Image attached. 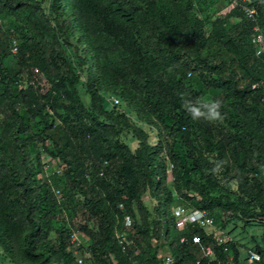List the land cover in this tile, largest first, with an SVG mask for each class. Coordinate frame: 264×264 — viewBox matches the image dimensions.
Listing matches in <instances>:
<instances>
[{
    "label": "trees",
    "instance_id": "16d2710c",
    "mask_svg": "<svg viewBox=\"0 0 264 264\" xmlns=\"http://www.w3.org/2000/svg\"><path fill=\"white\" fill-rule=\"evenodd\" d=\"M48 1L46 6L43 0H0L4 253L13 264H76L62 205L51 186L36 177L31 148L50 141V156L59 160L66 184L84 198L94 220L93 226L78 225V232L91 241L93 264H162L158 254L167 250L176 264H240L234 240L218 245L202 229L176 230L168 164L177 194L190 209H220L234 221L264 225V55L256 57L252 43L256 26L264 33V0H252L255 23L237 4L230 19L240 22L230 29L228 20L219 17L209 33L192 0ZM9 18L13 28L6 24ZM14 37L19 40L16 56L10 48ZM71 46L79 74L73 73L65 51ZM8 56L14 57L13 66L5 64ZM35 69L49 85L45 93L40 81L31 84ZM66 73L71 74L68 83ZM192 77L218 90L220 98L204 100L190 83ZM253 84L259 87L253 89ZM109 96L121 104L110 107ZM145 127L156 143L150 142ZM75 129L88 138L98 133L104 146L101 157L111 164L114 180H101L99 195L89 192L85 160L72 146ZM124 131L137 141L135 150L121 139ZM232 162L242 180L231 175ZM215 164L229 180H237L249 206L227 193L215 195L203 182L208 180L204 167ZM196 174L202 180L197 192H183ZM147 193L156 200V216L143 199ZM126 217L133 231L130 244L121 243L116 234ZM194 233L203 246L213 248V258L199 257V247L181 243L183 236ZM254 250L264 253L259 246Z\"/></svg>",
    "mask_w": 264,
    "mask_h": 264
},
{
    "label": "rangeland",
    "instance_id": "374dc122",
    "mask_svg": "<svg viewBox=\"0 0 264 264\" xmlns=\"http://www.w3.org/2000/svg\"><path fill=\"white\" fill-rule=\"evenodd\" d=\"M195 5V10L197 15L204 20L206 26V32L209 33L211 31L212 22L217 18H223L228 20L227 26L228 28H232L233 23L230 19V13L233 10L236 4H246L243 0H192ZM44 4L48 6L49 1L43 0ZM237 2V3H236ZM6 24L8 27L13 28L12 20L6 19ZM4 37L0 33V38ZM71 44H74L75 41L72 37L69 39ZM66 54L68 56L69 62L72 64L73 73L79 74L81 69L77 66V53L73 46L65 47ZM5 64L7 66H13L14 57L8 56L5 60ZM32 78V83L35 84L36 81H40L42 92H46L49 89V85L46 82V79L39 73H36ZM71 77L70 73H66V83H68V79ZM81 81H85L84 71L82 70V74L80 75ZM190 83L193 85L197 91L200 92L201 96L204 100L213 103L215 99L220 98V92L218 90L207 89L203 86L201 81L197 77H192L190 79ZM243 83H247V81H242ZM84 92V89L82 90ZM84 100L86 103H89L88 95L84 94ZM107 105L112 107L111 102L107 99ZM122 110L128 112V109L125 105H122ZM134 113V112H133ZM132 119L135 118L134 115L130 113ZM134 120V119H133ZM138 124H140L138 122ZM148 132L151 133V143H156L155 134L150 131L149 128L145 127ZM121 139L128 143L132 150H135L137 147V141L132 137L129 132L124 131L121 134ZM72 146L74 150L85 160V168L88 180L89 192L92 194L95 192L96 194L102 193V187L100 185L101 180H114L113 174L111 171V164L104 160L102 156L104 152V146L102 144L101 138L98 133L94 132L88 138L87 136L82 135L76 129L73 132ZM51 150L52 143L50 141L46 142V145L37 144L32 146V156L34 158L36 164L37 174L36 177L40 182L47 183L51 186L52 189L59 190L63 196L61 205L63 208L64 218L66 221V226L71 230V233L78 232V225L89 224L93 226L94 220L90 219L89 213L86 211L84 207V198L73 191L70 186H68L65 182L63 172L61 169V164L58 159H54L50 156L48 150ZM205 165H203L204 167ZM95 175V178L91 176V174ZM103 173V175H101ZM99 174V175H97ZM168 190L171 193L172 199V211L174 209L184 204L186 208L190 209V205L185 202L182 197L177 194L174 178L171 175V165L168 164ZM231 175L237 176L239 179H243L244 175L241 173L240 168L232 162L231 164ZM99 176V177H98ZM204 177L208 178V180H203V182L207 183L210 188L213 190L214 194L219 193H227L231 196V198L235 201L241 202L245 206H249V200L246 199L240 192L238 187L237 180H229L224 173V170L219 165H210L204 167ZM196 180H192L189 188L187 189L185 186L183 187V192H197L198 184L202 180H198L200 176L196 174L194 176ZM97 180V181H96ZM193 184V185H192ZM96 185V186H95ZM244 188L252 193L256 192L255 189H251L249 186H244ZM143 199L147 205V207L151 210L154 216H156L155 207L156 200L151 197L149 193L143 196ZM215 219V228H205L206 233L213 234L217 237H229V239L234 240L240 249V264H256L252 263L248 260L249 250L256 248L259 246L261 249H264V225L260 224H247L244 221H234L231 213H225L220 209H216L214 211L208 212ZM253 222V221H252ZM176 230L180 233L187 232L189 230L188 226L176 225ZM79 233V232H78ZM117 237L120 242H125L130 244V236L133 234V231L130 227L129 218H125L123 222H121L116 229ZM135 236L140 238V235ZM174 235V228L171 230V237ZM79 236L82 238L81 242L83 243L84 249L77 250L75 247L70 248L73 254L77 258H82L85 264H92L93 261L91 259V254L89 255V246L91 245V241L88 237L83 236L79 233ZM79 237V238H80ZM51 240L53 242L56 241V234H51ZM199 257L203 256V250L199 248L197 252ZM0 264H13L0 247ZM77 264V262H76Z\"/></svg>",
    "mask_w": 264,
    "mask_h": 264
},
{
    "label": "built area",
    "instance_id": "2783aa9c",
    "mask_svg": "<svg viewBox=\"0 0 264 264\" xmlns=\"http://www.w3.org/2000/svg\"><path fill=\"white\" fill-rule=\"evenodd\" d=\"M237 1V0H235ZM246 4H242L241 9L243 12L244 17L255 23L257 21L258 13L255 7L252 5V0H243ZM237 3V2H236ZM237 5V4H236ZM241 18H234L233 23L240 22ZM252 43L255 48V55L258 58H261L264 55V33L260 30L258 26L254 29V34L252 36ZM11 54L16 56L19 52V40L18 38L14 37L11 41ZM36 73H39L38 69H35ZM37 75V74H35ZM32 83V82H31ZM259 87L258 84H253L252 88L257 89ZM108 100L114 105L119 106L121 104V100L116 96H109ZM56 197L58 198L59 202H62L63 196L59 190L53 189ZM174 217L178 223V225L188 226L189 228L195 229H202L205 231V228H215L216 222L213 216H211L208 212L197 210V209H188L183 205H179L174 209ZM207 235H212L208 234ZM79 236L78 232H73L70 237V248L75 247L77 250L84 249V245L81 242L82 238ZM216 237V243L218 245H226L232 242V239L229 237L220 236ZM181 243H188L190 242L192 245L199 247L203 250V257L213 258L214 257V250L211 246H203L201 243L200 236L196 233L191 234L188 238L187 236H183L181 238ZM122 243V242H121ZM225 250H227L225 248ZM90 255V253H89ZM91 256V255H90ZM158 259L161 261L162 264H176V260L174 256L170 253V251H161L158 254ZM248 260L252 263H261L264 264V253L258 252L254 249L249 250ZM85 260L82 258L76 257L77 264H85ZM93 264V263H92Z\"/></svg>",
    "mask_w": 264,
    "mask_h": 264
}]
</instances>
